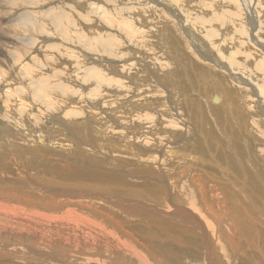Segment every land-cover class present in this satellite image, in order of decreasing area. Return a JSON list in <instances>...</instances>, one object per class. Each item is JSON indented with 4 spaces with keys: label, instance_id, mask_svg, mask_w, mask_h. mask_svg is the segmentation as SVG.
<instances>
[{
    "label": "rangeland",
    "instance_id": "374dc122",
    "mask_svg": "<svg viewBox=\"0 0 264 264\" xmlns=\"http://www.w3.org/2000/svg\"><path fill=\"white\" fill-rule=\"evenodd\" d=\"M261 4L43 0L37 10H3L0 244L35 241L51 258L77 251L91 264L112 258L120 264H264V235L257 246L237 233L206 248L194 219L175 213L185 206L203 216L202 207L195 209L202 194L193 191L196 203L188 198L195 179L208 186L207 203L224 208L223 195L211 186L219 181L223 190L230 181L227 192L236 190L237 201L228 203L242 209V231L264 230V88L256 67L264 60ZM65 10L59 15L66 22L55 27L56 14ZM27 11L46 12L39 20L47 25H15ZM54 27L61 34H47ZM31 34L44 40L28 46L24 37ZM245 64L251 71H243ZM215 91L224 95L223 106L211 100ZM64 187L74 194L65 195ZM84 188L89 195L75 193ZM10 255L0 254V264H61Z\"/></svg>",
    "mask_w": 264,
    "mask_h": 264
},
{
    "label": "bare ground",
    "instance_id": "6f19581e",
    "mask_svg": "<svg viewBox=\"0 0 264 264\" xmlns=\"http://www.w3.org/2000/svg\"><path fill=\"white\" fill-rule=\"evenodd\" d=\"M2 1L3 0H0V17H5V16H2L1 14H2V11L3 10H6V9H8L9 7H14V8H18L19 6L20 7H22V6H25V7H28V9H33V7L37 10V8H38V5L41 3V1H43V0H6L5 1V3H2ZM157 2H159L160 0H156ZM252 1V0H251ZM256 2V1H255ZM2 3V4H1ZM240 4V3H239ZM252 4H254V3H252ZM251 5V4H250ZM262 5V4H261ZM256 7V6H255ZM257 7H258V5H257ZM256 7V8H257ZM24 9V8H23ZM26 9V8H25ZM54 10H58V9H54ZM11 11H12V9H11ZM10 11V16L11 15H14L15 14V12H11ZM259 11V10H258ZM257 11V12H258ZM7 12H9V11H7ZM38 11H36V12H34V11H27V13L25 14V16L23 17V18H21V20L19 21V22H17L15 25H18L20 22H24V23H26L27 25H28V28L29 27H45L46 25H47V23H45L44 21H40L39 20V17H41L42 15H44V14H46V12H44V14H42V15H40V16H36V14H39V13H37ZM25 13V12H24ZM29 13V14H28ZM42 13H43V11H42ZM262 13H264V5H262V8L260 9V18H259V16L258 17H256V18H259L260 20H261V14ZM59 14H63V15H67L66 14V10L65 11H63V12H61V11H58V13L56 14V19H54V21H53V23L52 24H54L55 25V27H62V25L66 22V19H63ZM23 16V15H22ZM19 17H20V15H19ZM43 17V16H42ZM45 17V16H44ZM15 19H17V18H15ZM44 19V18H43ZM10 24H12V23H10ZM15 25L13 26V27H15ZM53 26V25H52ZM1 27H4V26H0V28ZM54 27V33L55 34H53V33H47V34H51V35H53V36H56V34H61V32H59L58 33V31L56 30V28ZM6 29V28H5ZM35 29V28H34ZM39 29V28H38ZM38 29H36V31L38 30ZM67 29H69V28H67ZM4 30V29H3ZM7 30H9V29H7ZM6 30V31H7ZM30 29H28L27 30V34H29V32L31 31H29ZM33 30V29H32ZM44 30V29H43ZM64 30V36H65V34L67 33V30H66V28H64L63 29ZM12 31V30H11ZM39 32L41 31V30H38ZM46 31V30H45ZM62 31V30H61ZM260 31V30H259ZM258 31V32H259ZM4 32V31H3ZM13 32V31H12ZM38 32V33H39ZM34 33H35V30H34ZM9 34V33H8ZM8 34H6V37H7V35ZM15 34H17V33H15ZM40 35H43L44 34V32L43 33H39ZM4 35V34H3ZM37 35V34H36ZM46 35V34H45ZM0 36H1V34H0ZM20 36V35H19ZM48 36V35H47ZM68 36V35H67ZM190 37V36H189ZM17 38H19V37H17ZM26 38V44L29 46H31V45H33L32 47L34 48V46L36 45V44H39V42H41V40H44L42 37H38V36H33L32 34L31 35H27L26 37H24V39ZM45 38V37H44ZM55 38V37H54ZM3 39V38H2ZM23 39V40H24ZM191 39V38H190ZM1 40V39H0ZM193 40V39H192ZM57 41V40H56ZM1 42V41H0ZM5 43V42H4ZM23 43V42H22ZM56 43V42H55ZM1 44V43H0ZM42 44V43H41ZM3 45V44H2ZM25 45V44H24ZM63 45V44H62ZM22 46V45H21ZM38 46V45H37ZM40 46H42V45H40ZM54 46V45H53ZM56 46V45H55ZM55 46H54V48H55ZM203 46V45H202ZM52 47V46H51ZM58 47V46H57ZM6 48V47H5ZM5 48H2V50L3 49H5ZM29 48V47H28ZM61 48V47H60ZM60 48H59V51H60ZM1 49V48H0ZM16 49V48H15ZM56 49V48H55ZM63 49V48H62ZM66 49V48H65ZM5 50H7V48L5 49ZM45 50V49H44ZM57 50V49H56ZM261 50V49H260ZM12 51V50H11ZM11 51H10V53H11ZM50 51V50H49ZM58 51V50H57ZM2 52V51H1ZM3 52H4V50H3ZM9 52V51H8ZM19 52V51H18ZM22 52V51H21ZM24 52H26V51H24ZM27 52H28V50H27ZM61 52V51H60ZM63 52V51H62ZM50 53V52H49ZM16 54H18L19 55V57H18V64L20 63V61H21V59H22V55L21 54H19V53H14V55L15 56H12V55H10V56H12V57H16L17 58V55ZM22 54H23V52H22ZM25 54H27V53H25ZM54 54V53H53ZM66 54V53H65ZM65 54H63V55H65ZM199 54V53H198ZM51 55V54H50ZM60 55V54H59ZM29 56V55H28ZM33 56V55H32ZM52 57V56H51ZM51 57H49V58H51ZM206 57V56H205ZM211 57V56H210ZM16 58H14V59H16ZM34 58V57H33ZM207 58V57H206ZM205 58V59H206ZM35 59V58H34ZM37 59V58H36ZM40 59V58H39ZM230 59V58H229ZM42 60V59H41ZM54 60V59H53ZM36 61V60H35ZM40 61V60H39ZM48 61V60H47ZM231 61H232V59H231ZM12 62V61H11ZM43 62V61H42ZM52 62V61H51ZM215 62V61H214ZM45 63V62H44ZM222 63V62H221ZM1 64V63H0ZM36 64V63H35ZM39 64V63H38ZM46 64V63H45ZM11 65V64H10ZM40 65H42V63H40ZM39 65V66H40ZM226 65V64H225ZM36 66V65H35ZM1 67V66H0ZM7 67V66H6ZM256 67H257V69H259V70H261L260 72H262L263 73V79H262V82H261V85H262V87L264 88V60L261 62V64H257L256 65ZM22 68V67H21ZM25 68V67H24ZM32 68V67H31ZM30 68V70H32ZM34 68V67H33ZM252 68V67H251ZM250 68L247 66V64H245L244 65V69H243V71H248ZM253 69V68H252ZM236 70H239V68H236ZM249 71H251V69L249 70ZM254 71V70H253ZM3 72H5V71H3ZM35 72V71H34ZM239 72V71H238ZM1 73H2V71H1ZM25 73V72H24ZM29 73V72H28ZM30 74V73H29ZM21 75V74H20ZM24 76V78H25V76H26V74L25 75H23ZM262 77V76H261ZM238 78H240V77H238ZM240 79H242V78H240ZM244 81V80H243ZM246 84H248V82L247 81H244ZM219 94V102H216V101H214V97L213 96H216V95H218ZM213 96H212V98H211V100L213 101V102H215L218 106H223L224 105V95L223 94H221V93H218L217 91H215V93H213ZM259 107V106H258ZM263 108H264V106H263ZM262 108V109H263ZM264 110V109H263ZM32 118V117H31ZM31 120V119H30ZM28 122V121H27ZM36 123V122H35ZM34 126V125H33ZM32 132V131H31ZM11 133V132H10ZM34 133V132H33ZM88 133V132H87ZM14 134V133H13ZM34 136V135H33ZM40 136V140L39 141H41L42 143H45V139H44V137H43V135L41 136V134L40 135H38V137ZM8 137H9V135H8ZM35 137V136H34ZM37 137V138H38ZM37 138H35L36 140H37ZM50 138V137H49ZM44 139V140H43ZM81 140V139H80ZM15 141H16V139H15ZM47 141H48V139H47ZM63 140H61V142H62ZM96 141V140H95ZM38 142V141H37ZM40 142V143H41ZM60 142V143H61ZM74 143V142H73ZM73 143H72V145H73ZM64 144V143H63ZM48 146V145H47ZM46 146V147H47ZM74 146V145H73ZM42 147H44V146H42ZM133 149V148H132ZM50 150V149H49ZM98 150V149H97ZM54 151V150H53ZM52 151V152H53ZM58 151V150H57ZM93 151V150H92ZM41 152V151H40ZM2 153V152H1ZM60 153V152H59ZM58 152H57V154H59ZM89 153H87L86 152V155H88ZM1 155V154H0ZM61 155V154H60ZM12 156V155H11ZM80 156V155H79ZM76 157V156H75ZM71 158H73V157H71ZM76 158H79V157H76ZM82 158V157H81ZM85 158V157H84ZM12 159V158H11ZM13 160V159H12ZM117 160V159H116ZM34 161V160H33ZM84 161V160H83ZM87 162V161H86ZM85 163V162H84ZM83 163V164H84ZM32 164V163H31ZM83 166H85V164L83 165ZM82 166V167H83ZM135 166V165H134ZM86 167V166H85ZM18 168V167H17ZM96 168L97 169H103L101 166H96ZM128 171V170H127ZM124 172V171H123ZM129 172V171H128ZM13 173V172H12ZM263 174V173H262ZM165 175V174H164ZM167 173H166V175H165V182H169V180H168V178H167ZM14 176V175H13ZM96 176H99L98 174H96ZM213 176H215V175H213ZM23 177V176H22ZM21 177V178H22ZM108 176H104L103 178L104 179H106ZM24 178V177H23ZM89 178H91V177H89ZM210 178V177H209ZM208 178V179H209ZM215 178V177H214ZM216 178H217V176H216ZM27 180H29L28 182H30V181H32V177L30 178V177H28V179ZM218 180V179H217ZM220 180V179H219ZM12 181V180H11ZM206 181V180H205ZM13 182H15V181H13ZM27 182V181H26ZM195 182H196V184H194V186H193V188H192V190H190L189 192H188V198L190 199V200H193L195 203H196V201H195V199H193V198H191V195L193 194V191H197L199 194H202V196L200 195V198H198L197 199V203L196 204H198L199 202L201 203L200 204V207H195L196 206V204H194L195 206V209L196 208H201L202 207V214H203V216L202 217H200V215L198 216L197 214H195L194 212H192L193 211V209H191L190 207H177V210H175V213L176 212H182L183 213V215H186V219H188V218H190V219H194V220H192L193 222H196L197 223V225H198V230H199V233L201 234V237L204 239V246L206 247V248H214L215 247V244H216V242L217 241H220L221 242V244H222V242L223 241H230V239H231V237H232V235H234V234H237V233H240V234H242V235H244V236H246L247 237V239H248V241H249V243L250 244H254L255 246H257V244H260V240L258 239L259 237H261V236H263L264 235V230H263V228H260V227H247V228H245L243 231H242V229H241V227H240V225H243L244 224V221H243V219H242V217L241 216H243L242 214V209L239 207V206H237V205H234V206H232V205H230L228 202H233V201H237V191L236 190H234L232 193H228L227 192V188L226 187H234L233 185H232V183L230 182V181H228L226 184H225V186H223L222 188H223V190H221V183H220V185H219V181H214V186L212 185L211 187L213 188V190L214 191H216L218 194H220V197H221V195H223L222 196V198H221V200H220V202H222V203H224L223 205H224V208L221 206V204H219V207H216V206H214L213 204H209V203H207V200L204 198V192H205V189H207L208 188V186L207 187H204L205 185H203L202 184V182H201V180H199V179H195ZM212 182V181H211ZM111 183H113V184H115L114 183V180H111ZM8 184V183H7ZM23 185V184H22ZM235 186H237V185H235ZM4 187V186H3ZM112 185L110 184L109 185V189L111 190L112 189ZM92 188H94V190H97V196L98 197H102L103 195H104V193L102 194V191L104 192V190H103V188L102 189H100V188H98V187H95V186H92ZM88 189L89 188H84V189H80V190H78V191H76L75 193H77L78 195H81V196H83V195H89V193L88 194H86L87 192H88ZM240 189V188H239ZM90 190V189H89ZM100 190H101V193H99L100 192ZM59 191V190H58ZM113 191V190H112ZM213 191V192H214ZM223 191V192H222ZM62 192L65 194V195H67V196H72L73 194H74V191L72 190V189H70V188H63V190H62ZM91 192H93V191H91ZM90 192V193H91ZM263 193L262 194H264V191H262ZM59 193H60V191H59ZM94 193V192H93ZM215 193V192H214ZM223 193V194H222ZM260 193V192H259ZM258 193V194H259ZM100 194V195H99ZM92 196V195H91ZM218 196V195H217ZM262 195H260V197H261ZM94 197H95V195H94ZM110 197V196H109ZM116 197H118V196H116ZM115 197V198H116ZM254 197V196H253ZM256 197V196H255ZM254 197V198H255ZM258 197V196H257ZM264 197V196H263ZM119 198V197H118ZM253 198V199H254ZM205 199V200H204ZM115 200V199H114ZM126 200H128V199H126ZM258 200V199H257ZM262 200V199H261ZM115 201H117V198H116V200ZM121 201V200H120ZM212 201H214V200H212ZM217 201V200H216ZM259 201H260V199H259ZM258 201V202H259ZM114 202V201H113ZM257 202V203H258ZM227 203V204H226ZM234 203V202H233ZM264 203V202H263ZM232 204V203H231ZM260 204V203H259ZM262 204V203H261ZM260 204V205H261ZM148 205H150V204H148ZM216 205V204H215ZM227 205H228V207H227ZM242 205V204H241ZM255 205H257V204H255ZM245 206V205H244ZM254 206V205H253ZM255 208V207H254ZM257 208V207H256ZM219 209H225V210H228L229 212H230V214L229 215H225V214H222V213H220L219 212ZM260 209V208H259ZM151 210V209H150ZM149 210V211H150ZM244 210V209H243ZM248 210V209H247ZM249 211V210H248ZM262 211V210H261ZM156 212V211H155ZM185 212V213H184ZM259 212V211H258ZM257 212V213H258ZM249 213V214H248ZM151 214V213H150ZM154 214V213H153ZM212 217H209V215ZM147 215V214H146ZM247 218H246V220H250L251 218H252V214L250 213V212H247ZM178 216V215H177ZM262 216H263V214H262ZM167 217H168V219H171V218H173L174 217V214L172 213L171 215L168 213V215H167ZM64 218V217H63ZM178 218V217H177ZM165 219V218H164ZM167 219V218H166ZM184 219V218H183ZM255 221V220H254ZM253 221V222H254ZM181 222L182 223H186V220H181ZM252 222V223H253ZM161 223H165V222H163V221H161ZM186 225H187V223H186ZM189 225V224H188ZM194 225V224H193ZM197 228V227H196ZM16 239V241L14 242V243H10V244H6V243H3V245L2 244H0L1 246H2V248L0 247V254H2L3 253V255H4V259H6L7 258V256L8 255H10V256H16V258H17V260H25V261H27V260H29V261H31V262H33V263H38V261L39 262H43V261H46V260H52V261H57V262H59V263H61V264H91L90 263V260H91V258H85V257H83V256H81V255H78V253H77V251L75 252V253H69V251H65V252H61L60 253V258H51V257H49L50 255H49V253L46 251V250H44L41 246H39L37 243H35V241H33L32 243H30V242H28V243H25V242H22L21 240L22 239H20V238H15ZM8 241H10L11 240V238H8L7 239ZM0 242H1V240H0ZM56 246V244H54V247ZM4 249V250H3ZM77 253V254H76ZM83 253V252H82ZM52 255H54L53 253H51ZM100 254V253H99ZM98 255V254H97ZM122 255V254H121ZM209 255V254H208ZM3 257V256H2ZM102 257V256H101ZM9 258V257H8ZM126 258V257H125ZM101 259V258H100ZM100 259L98 258V260L100 261ZM93 260H95V259H93ZM104 260V259H103ZM126 260L127 261H129V259L128 258H126ZM9 261V260H8ZM4 262V261H3ZM15 262H17V261H15ZM96 262H98V261H96ZM104 262H105V260H104ZM111 264H115V263H117V264H120V261L118 260L117 262H116V259L115 258H112V259H110V261H109ZM211 263H212V261H211ZM9 264V263H8ZM58 264V263H57ZM104 264V263H103Z\"/></svg>",
    "mask_w": 264,
    "mask_h": 264
},
{
    "label": "water",
    "instance_id": "95a60500",
    "mask_svg": "<svg viewBox=\"0 0 264 264\" xmlns=\"http://www.w3.org/2000/svg\"><path fill=\"white\" fill-rule=\"evenodd\" d=\"M214 101L219 102V97L218 96L214 97Z\"/></svg>",
    "mask_w": 264,
    "mask_h": 264
}]
</instances>
